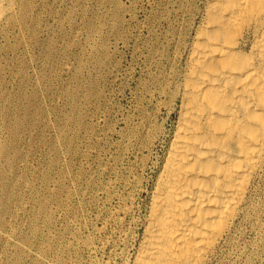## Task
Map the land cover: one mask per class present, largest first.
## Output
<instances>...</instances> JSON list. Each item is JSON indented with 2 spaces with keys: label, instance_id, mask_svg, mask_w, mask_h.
I'll return each instance as SVG.
<instances>
[{
  "label": "rangeland",
  "instance_id": "obj_1",
  "mask_svg": "<svg viewBox=\"0 0 264 264\" xmlns=\"http://www.w3.org/2000/svg\"><path fill=\"white\" fill-rule=\"evenodd\" d=\"M190 1L0 0L14 5L0 13V264L134 254L178 118ZM261 175L253 212L209 264H264Z\"/></svg>",
  "mask_w": 264,
  "mask_h": 264
},
{
  "label": "bare ground",
  "instance_id": "obj_2",
  "mask_svg": "<svg viewBox=\"0 0 264 264\" xmlns=\"http://www.w3.org/2000/svg\"><path fill=\"white\" fill-rule=\"evenodd\" d=\"M201 2L200 8L190 1L200 15L173 86L176 125L137 247L122 264H209L223 244H231L238 220L255 207L251 191L264 174V0ZM1 6L7 19L14 5L5 11Z\"/></svg>",
  "mask_w": 264,
  "mask_h": 264
}]
</instances>
